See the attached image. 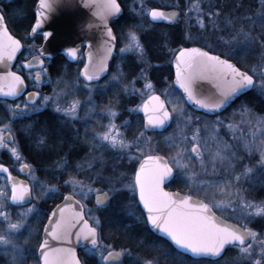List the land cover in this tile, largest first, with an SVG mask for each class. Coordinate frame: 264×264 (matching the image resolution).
<instances>
[{"label": "snow or ice", "instance_id": "1", "mask_svg": "<svg viewBox=\"0 0 264 264\" xmlns=\"http://www.w3.org/2000/svg\"><path fill=\"white\" fill-rule=\"evenodd\" d=\"M68 2L69 0H38L31 32L39 31L43 40L48 43L56 40L58 34L49 21L61 5ZM84 2L95 9V17L99 18L94 23L87 24V27L103 25V42L93 49V41L88 40V62L83 65L82 72L74 81L58 79L51 95L40 91L28 92L26 101L8 105L10 117L6 118V123L0 124V147H7L19 157L18 148L13 147L14 120L25 118L26 113L35 112L43 104H51L69 122L77 119L85 120L86 123L95 122L99 117V129L94 127L92 130L93 149L99 147L119 150L134 163L133 170L127 174L121 173L123 180H113L101 170H94L91 177L84 179L79 175H70L62 183L71 190L61 193V202L44 215L47 222L35 228L37 233L42 232L43 235L33 252L28 238L33 229L30 218L41 211L37 202L59 193L60 185L40 180L32 167L25 164L20 167L27 168L34 183L18 180L13 177L7 164L0 163V171L6 174L5 185L0 186V246H3L0 250L9 254L12 264H25L29 255H34V264H86L74 246L83 241L86 253L99 256V264H123L122 258L131 249L117 247L106 241L101 217L89 206L88 200L94 197L97 209L107 207L120 194L121 189L126 188L132 194L130 214L142 217L145 223H150L153 228L163 232L180 250L201 259L219 258L226 246L235 245L238 253L232 264H264V238L257 240L258 236L264 237V233H258L246 223L252 215H264V200H249L243 184L251 178L255 169L251 165H243L241 162L244 155L240 154L241 144L245 153L258 152L260 159L257 164L264 167V114L255 113L251 107L242 105V111L247 113L246 119L228 122L226 125L233 130V139L239 141L232 143L217 135L222 127L220 117L200 123L204 118L195 115L188 106V102H191L192 106L214 114L246 89L259 88L264 92V0H261V8L255 14L247 13L244 16L226 13L218 4L205 5L202 0H191L190 6L184 11L189 19L195 12L201 29L207 31L210 25L214 32L217 29L224 32L222 23L231 29L218 36L227 51L218 53L210 44L204 47L181 46L173 50L175 79L161 90L149 78L146 69H141L139 77L123 83L125 73L122 65L115 73H111L110 80H106L103 85L99 83L102 76L110 72L108 61L113 52L117 51L119 39L109 17L121 13L122 5L120 0ZM139 2L141 7L138 11L144 15V0ZM240 6L242 5H238ZM147 12L153 19L168 21L181 16L179 5L171 11L148 8ZM237 20L242 22L237 25ZM124 39V46L118 49V54L134 52L150 67L151 62L146 59L147 49L135 26L128 29ZM188 39H192L191 34ZM24 47L22 40L9 30L6 13L0 9V63L6 69L0 71V95L5 98V104L8 97L19 98L27 89L25 77L18 71H12L10 67V62L16 59L17 53ZM27 47L36 51L37 55L24 63L29 69L34 65L40 66L41 71L34 74V80L38 84L43 83L47 76L44 66L51 53L44 44ZM256 48L260 50L258 61L248 67V70L234 62V57L241 52H251ZM64 51L75 58L81 54L82 49L69 46ZM81 75L85 79L81 80ZM47 78L50 79V76ZM140 79L144 83L137 87ZM203 82H207L210 87ZM60 83L64 86L59 87ZM81 83L86 85L87 91V97L83 101L76 95V86ZM116 86L129 95L138 94L142 97V102L133 105L132 111L142 109L146 119L139 135L131 139L125 131L128 122L117 123L119 112L111 101L101 107L95 100L94 94L106 92L109 87ZM105 114L107 123L103 122ZM170 121L178 123L179 134H170L165 138L168 154H162L159 142L154 136L148 135V132L166 130ZM241 123L249 127L248 133L241 127ZM204 129H208V137L201 135ZM209 139L214 141L213 145L208 143ZM47 140L48 137L42 133L37 142L46 144ZM95 163L94 155L78 164L77 168L80 171L85 168L93 169ZM58 167L66 168V164L60 163ZM209 167L213 173L223 168L226 175L216 180L202 179ZM177 178L184 179L188 192L168 190L166 182L170 183ZM116 184H120V188ZM15 207H19L16 216L10 210ZM225 210L239 213L245 219V224L241 226L226 222L223 216L218 215V211ZM22 230L28 231V237L24 238V243H19ZM143 264L156 262L154 259H144Z\"/></svg>", "mask_w": 264, "mask_h": 264}, {"label": "trees", "instance_id": "2", "mask_svg": "<svg viewBox=\"0 0 264 264\" xmlns=\"http://www.w3.org/2000/svg\"><path fill=\"white\" fill-rule=\"evenodd\" d=\"M142 26L143 27L136 26V31L141 35L142 41L145 45V48L147 49V55L149 58L148 61L151 62L149 70L148 67H143V69L148 70L150 74L149 78L152 79L157 89L161 90L162 88L164 89L166 86H168L172 81V69L170 63L167 60L168 57L171 56L172 50L180 46L189 45H182L183 43L181 42V39H179V36L181 35L179 23L168 27L161 25H150L146 22H143ZM9 28L14 35L19 36L16 33L15 28L10 24ZM118 37H120L119 33ZM29 41L33 42V40ZM117 44H119V39ZM259 51L260 50L256 48L248 54L241 53L243 54L242 60L245 65L240 64L237 59L234 61L238 62L241 66H244L245 70H248L250 65H254L256 63V58L259 55ZM114 62L115 60L111 64L109 76L111 73H113ZM73 67L74 66L68 68L72 70ZM136 67V62L132 60H128L124 64L123 71L125 73V78L123 83H127V81L131 80L134 75L137 74ZM62 68V66L58 65L56 70H58L60 73ZM109 76L99 83L103 85L104 82L108 80ZM94 96L95 100L101 105V107L108 105L109 101H111L112 106H114L119 112V118L122 121L128 122L127 126L125 127L127 136L140 132L141 126L143 124L141 114L137 112L130 113L132 106L138 104L133 95H129L127 92L123 91L121 87L116 86L109 87L106 92L96 93ZM81 115L83 116V112H81ZM49 119L55 120V118L50 115L49 110H44L37 115H33L28 122L16 128L14 133L15 144L20 153L18 157L19 161L29 164L40 180H46L48 183L60 185V192L56 193L52 198L45 197L39 205L41 209L40 213H38L37 217L33 216L36 222L37 219H40V222H38V227H40L42 223H45V213L49 212L53 207H55L56 204L60 202L62 199L61 193L68 191V186H65L62 182L67 181L70 175H78L76 167L78 164L82 163L81 161L88 154L89 150L88 147H86V144L90 142L89 137L92 134V130L97 126V123L95 124V122L89 121L86 123L85 120L82 119L80 122H75L73 127L71 124V133H74L77 139L74 140L72 138V141L70 142L68 130V136L65 138L63 146L58 150L59 154L57 158H55L52 155V151L50 149V142L53 132L51 127H47V121ZM59 129L61 130V128ZM42 133L48 137L46 144H40L37 142L39 140L40 134ZM71 146L73 149L70 151L69 147ZM124 161V159H120L119 162H111V159L109 158V160L104 162L103 166L101 165L100 169L103 171L105 176L109 175L110 173L113 174V180H123L121 173H130L134 167L133 162ZM55 163H65L66 168H60L59 171L56 172L53 168ZM116 185L120 187V184ZM120 195H122V202L124 197H126V193L122 191L120 192ZM119 203L120 202H118L116 198L112 200L111 205L107 209L101 210L95 207L94 209L97 215L101 217L103 224V234L108 243H112L117 247H125L130 248L131 250H136L133 244H130V242L127 241V235L125 234L127 228H130V226L134 223L132 224V221L123 214L124 212L123 208H121L122 206H119L123 212V217H121V226L117 227L115 224L111 223L112 218L117 217L113 214V211L115 207L119 205ZM88 204L89 206L93 205L91 199L88 200ZM256 220L254 219L252 223L253 225L256 224ZM236 223L240 224L239 222ZM230 250L231 249H228L226 254H228ZM78 255L86 261V264H99L96 256L92 254H85L84 252L80 251Z\"/></svg>", "mask_w": 264, "mask_h": 264}, {"label": "flooded vegetation", "instance_id": "3", "mask_svg": "<svg viewBox=\"0 0 264 264\" xmlns=\"http://www.w3.org/2000/svg\"><path fill=\"white\" fill-rule=\"evenodd\" d=\"M131 1L132 0H120L121 5H122V13L117 19L111 22V25L114 31L117 32V34L118 33L120 34L121 32H127L128 29L130 28V25L137 22L135 17H132L131 15L130 16L127 15L128 14L127 4L130 3ZM37 2L38 0H25V1L0 0V9L4 10L6 13L7 23L12 24L11 26L15 28L16 33L19 35L17 36V38L21 39L22 43L25 45V47L22 48V52L14 64L13 71L20 72V74L25 77V81L27 85L26 91L19 98H13V99L7 98V104L4 103L5 98L0 97V124L6 123L7 122L6 118L10 117V113L8 112V105L13 104V103H21V101H26L28 92L40 91L42 93V89H45L46 87V85H43L41 83L38 84V82L34 80V74L41 68L26 69L24 67V62L26 60H30L32 59L33 56L37 55L36 51L30 50L27 46L33 45L34 47H38L39 45L42 44L41 35L39 34H36L33 36L30 35L31 27L35 19V7H36ZM202 3L205 5L207 4L217 5L218 4L219 6L223 7L226 13L231 12V10L234 8H237L238 5H242V6L246 5L247 13L248 12L256 13L257 10L261 8V0H202ZM149 6L151 8H162L164 10L171 9L169 7H162L156 4H152V3H150ZM141 20L142 22H146L147 24H150V25L167 26L163 24L151 23L149 21V13H147V15L141 16ZM168 27H171V26H168ZM257 31H259V27H257ZM203 34H205V32ZM214 38L215 37L212 36L209 39L210 41H213ZM29 40H33V42H30ZM197 46L204 47L203 45H200V44H197ZM214 48L218 53L221 51H227V48L221 43L218 44V42H216V46H214ZM81 49H82L81 54H83L85 51V48L81 47ZM242 55L243 54L240 53L238 56L234 57V60L236 59L242 60L243 58ZM58 65L62 66L63 68L79 65V69H80L84 65V58L82 55L78 63L70 64L62 56L57 55L51 59H48L44 67L47 68L48 73H53ZM37 84L38 86H34ZM242 105L251 107L255 111V113L264 114V107H263L264 106V95L255 92L253 88L247 93L234 99L225 109L215 114L210 115V114H206L201 111L194 110V109H192V111L195 115L202 116L204 118L202 121H200V123L214 121L216 117H220L221 122H222V127L220 130H218L217 135L224 139H227L229 142L239 143V141L233 139V136H234L233 130L229 129L226 125L228 122H240L246 119L247 113L242 111ZM44 110H48V109H44ZM44 110L36 111L30 115L27 114L25 115V118H16L13 122V128L16 129L19 126L25 124L26 122L29 121V119L33 115H37L40 112H43ZM49 112H50V115H52L53 118H55V121L57 123H61L63 121L66 124V130L68 131L70 129L71 123L69 121H66L64 118L55 115L50 110ZM118 118H119V115H118ZM241 127L244 129L246 133L249 132V127L246 126L245 124L241 123ZM168 130L165 132H161V133L150 132V131L148 132V135L154 136L156 140L159 142V147H160L162 154H168L167 143H166V140L164 139ZM137 135H139V133L131 134L128 136V138L131 139L132 137L137 136ZM201 135L208 137V129H204ZM208 143L210 145H213L214 141L209 139ZM240 154L244 155V159L241 163L243 165H251L255 169L251 178L243 184V187L247 190L246 194L249 200L254 199L258 202L262 201L264 200V167L259 166L257 164V161L260 159V155L258 152L245 153L243 150L242 144L240 145ZM110 159H111V162H119L120 159H124L125 160L124 162H130L127 159V157H125L122 153L117 154V155L113 154V156H111ZM15 160L17 161L19 159L11 158L8 153L7 147H0V163L7 164L9 166L14 178H17L20 180H26V178L22 175L21 170H20L21 163L14 162ZM225 175L226 174L224 173L223 168H219L216 173H213L212 169L209 167L208 173L202 176L201 178L206 179V180H216V179L222 178V176H225ZM5 183H6V175L0 174V186H4ZM165 186L168 188L169 191H172V192H176V191L188 192V185L185 183L184 179H181V178L174 179L170 183L168 182ZM189 194L195 195V193H189ZM10 210L13 213V212L18 211L19 207L11 208ZM223 212L225 211H218V215L225 217ZM13 215L15 216V214ZM30 219H31V224L34 227L35 219L34 217H31ZM225 219H228V218L225 217ZM252 228H254L258 233H264V215L257 216L256 224L255 225L252 224ZM41 236H42V233L41 232L38 233L37 238H36L37 239L36 243H31L32 240L30 239V237H28L30 248L33 252H35L36 245ZM25 237H26V234L25 232L22 231V236L18 242L24 243ZM262 238L264 237L258 236L257 240L259 241ZM236 247L237 246H233L231 248H236ZM80 251L87 254L85 247L77 249L78 253ZM0 264H8L3 255L0 256ZM25 264H34V255H29L25 260Z\"/></svg>", "mask_w": 264, "mask_h": 264}, {"label": "rangeland", "instance_id": "4", "mask_svg": "<svg viewBox=\"0 0 264 264\" xmlns=\"http://www.w3.org/2000/svg\"><path fill=\"white\" fill-rule=\"evenodd\" d=\"M21 1H25V0H21ZM150 3L156 4V5H159L162 7H169V8H173L177 5H179V7L181 9V13H182V16H181V19L179 22L180 29H181V35L179 36V39H181V42L183 43L182 45H184V44H188V45L201 44V45L205 46L206 44H210V45L216 46V42H218V44L221 43L225 46V44L218 39V36L226 34L227 32L231 31V29L228 28L226 26V24H224V23H222V28H224L225 32H221L220 29H217L214 32L210 25L208 26L207 31H205L204 29H201L199 24L196 21L195 12L192 13L191 19H189L188 14L184 11L185 9H187L190 6L191 0H144V9H145L144 15H147V13H148L147 9L151 8L149 6ZM140 7H141V5H140L139 0H132L130 3L127 4V8H128L127 9V13H128L127 15L128 16L131 15L132 17H135L136 21L138 22V23H136V25H135V23L131 24L130 28L134 27V26H135V29H136V26L137 27L138 26L143 27L142 26L143 22L141 20V16H143V15H141V13L138 11V9H140ZM246 10H247L246 5H243L240 8L237 7V8L232 9L231 12H228V13H231V15H233V16H244L245 14H247ZM253 14H255V13H253ZM241 22L242 21L237 20V25H239V23H241ZM245 23H247V22L245 21ZM10 25H12V24H10ZM204 32H205V34H203ZM126 33L127 32H121L120 33L119 44H118L117 51H116V58H115V62H114L113 73H115L117 71L118 67L121 65H122L123 70H124V64L128 60H132V61L136 62V65H137V67H136L137 68V71H136L137 74H135L134 77H139L140 71H141V69H143V67H148V70L150 69L148 64L145 61L141 60L136 55V53H134V52L124 53L123 55L118 54V49L122 48L124 46V43H125L124 36ZM189 34H191V37H192L191 40L188 39ZM212 36H214L215 38L213 39V41H210L209 38H211ZM178 48L179 47H177L175 49H178ZM175 49H173V50H175ZM173 50L171 52V56L168 57V59H167L170 64H171V59L174 56ZM241 53L248 54L249 52H247V53L241 52ZM253 53H256V52H253ZM258 58H259V55L256 58L257 61H258ZM146 59L148 61V59H149L148 55H147ZM237 61L240 64L245 65L243 60L237 59ZM257 61H256V63H257ZM252 65H250V66H252ZM148 70H147V72H148ZM39 71H41V69L38 70L37 72H39ZM78 74H79V67L78 66L73 67L72 70L69 69L68 67L62 68L60 70V73L56 69L54 70L53 73L47 72V76H46L44 82L41 83L43 85H46L45 89H42V94L51 95L54 87L57 86L58 79L62 80V81H74L77 78ZM148 75H150L149 72H148ZM48 76H50V79L47 78ZM110 79H111V75L109 76L108 80H110ZM143 83H144V81L142 79H140L137 83V87H140ZM63 86H64L63 83L59 84V87H63ZM166 87H168V86H166ZM85 89H86V85H84L82 83L80 85L76 86V95H78L82 101L84 99H86V97H87V91ZM254 90L257 93L264 95V92H262L259 88H254ZM161 94L163 95V93H161ZM132 95L135 97V100L138 102V104H140L142 102V97L140 95H138V94H132ZM143 99H146V97H143ZM41 103L43 104L42 101H41ZM44 109H48L52 113H54L55 115L63 118V115L61 113H59L58 111H56V109L51 104H43V106L38 108L36 111H40V110H44ZM140 110L141 109L136 110V111H132V108H131L130 113H134V112L140 113ZM32 113H34V112L26 113V115L27 114L30 115ZM80 120L81 119H77L74 122H70L72 124V127H73V124H75V122H80ZM103 122L107 123V114L104 115ZM120 122H122V120L120 118H118L117 123H120ZM96 123H97V126L95 128L99 129V127H100V118L99 117L96 119L95 124ZM47 127L48 128L51 127V130L53 132L51 142H50V149L52 151V155L55 158H57V156L59 154L58 150L60 149V147L63 146L65 138H67V136H68L67 130H66V124L63 121L61 123H57L55 120L49 119L47 121ZM59 128H61V130ZM71 131H72V129H69V141L70 142L72 141V138L74 140L77 139L76 135H74V133H71ZM174 133L177 135L179 134V125L177 122L172 121V126H171L170 130L167 132V134L165 135L164 139L167 138L170 134H174ZM91 137H92V134L89 137L90 142H88L86 144V147H88V150H89L88 154L85 156V158L81 162L83 163L85 160H88L92 156L95 155L96 156V163L94 164L93 169L85 168V170L80 171L76 167L78 175L81 179H84L85 177H91L94 170H101L100 169L101 165L103 166L104 162L109 160V158L111 156H113V154H116V155L121 154V152L119 150L111 149V148L101 149V148L97 147V148L93 149V146L91 144ZM13 147H17L15 143L13 144ZM72 149H73L72 146L69 147L70 151ZM8 153H9L11 158L18 159L17 155L12 153L10 151V149H8ZM16 162H20L21 164L29 165V164L22 162V161H19V160H17ZM59 164L60 163H55L53 166V168L55 169L56 172H58L60 169V167H58ZM107 176L113 178V174H111V173ZM26 177H27L29 183H34V181L32 180V175L30 172L28 173V175ZM116 187L120 188L117 185H116ZM67 188H68V191L71 190L70 187H67ZM122 191H124L126 193V197H124L122 202H121L122 195L119 194L116 197L117 201L120 203L117 207H115V209L113 211V214L117 217H113L111 223L115 224V226H117V227L121 226V224H122L121 223V217H123L122 213L124 212L123 214L132 221V224L134 223L133 225L130 226V228H127V230L125 231V234L127 235V237H126L127 241L130 242V244H133V246L138 251L137 252L136 250H131L130 253L126 254L122 258L123 264H143L144 259H154L156 264H232L234 258L237 256V253H238L237 247L232 248L226 256H224L222 259H220L218 261L191 260V259L177 253L166 242L156 238L148 230H146V224H145L142 217L137 218V216L130 214L129 209H130V207H132V205L130 204L132 194L126 188L121 189L120 192H122ZM90 199H92V197H90L89 200ZM42 200L37 202L38 205H40ZM115 203H116V201H115ZM119 206H122L121 208H123V212ZM90 207H92L94 209L93 205ZM94 211H95V209H94ZM18 212H19V210L16 212H13V214H15V216H16V214ZM223 214H224V216L231 218L232 220L239 222L242 225L245 224V219L243 217H240L239 213H233L231 210H225V212H223ZM37 215H36V217H37ZM257 216H259V215H252L251 218L246 221L247 225L252 227V223H253L254 219L256 220ZM38 222H40V219H37V222H35L34 227L31 230V232H32V234L30 236V239L32 240L31 243H36V240H37L36 238H37L38 233L35 231V228H38ZM22 231L25 232L26 237H28V231L27 230H22ZM2 248H3V246H0V249H2ZM87 254H91V253H87ZM1 255H3L5 257V260L7 261L8 264H12L11 258L7 252L0 250V256ZM94 256H96V258L99 261V256L98 255H94Z\"/></svg>", "mask_w": 264, "mask_h": 264}, {"label": "water", "instance_id": "5", "mask_svg": "<svg viewBox=\"0 0 264 264\" xmlns=\"http://www.w3.org/2000/svg\"><path fill=\"white\" fill-rule=\"evenodd\" d=\"M38 5V2L36 4V7ZM35 7V9H36ZM172 9H168L165 11H171ZM122 13V12H121ZM121 13L115 15V16H111L109 17L110 23L117 19ZM98 17H95V9L94 8H90L88 7L84 0H69V2L67 4L61 5L60 9L54 14L53 17L50 18L49 23L51 24V26L56 30L58 36L57 39L52 41L51 43L46 42L45 40H43L42 38V44L45 45V47L47 48V50L51 53V56L48 57L47 59H51L57 55L62 56L67 62L69 63H75L78 60V57L80 55H78L77 57L73 58L71 56H69L64 49L66 47L69 46H77L78 48L84 47L85 51L83 53L84 56V64L87 63V56L86 53L89 50L88 49V40H92L93 41V49H95L96 47H98V45L100 43L103 42L104 37L101 34V28L103 27V25H100V27H93V28H88L87 24L89 23H94L95 20H98ZM149 21L151 23H156V24H163V25H167V26H171L176 24V22L178 21V19L176 20H172V21H168V20H163V19H153L151 17V15L149 14ZM34 24V23H33ZM33 26V25H32ZM39 34L41 35V33L38 31L37 33H32L30 31V35H36ZM42 36V35H41ZM188 47H192V46H188ZM22 49L17 53L16 59L19 56V54L21 53ZM116 57V52H113V56L111 59H109L108 63H109V67L111 62L113 61V59ZM15 60L10 62V67L11 70L13 71V66L15 64ZM31 60V59H30ZM28 60V61H30ZM171 66H172V71H173V80L175 79V63H174V58H172L171 61ZM24 67L26 69H29L28 65L24 63ZM35 67H40L38 65H34L32 68ZM83 67L80 70V73L82 72ZM5 66L0 63V71H4ZM108 74L103 75L102 78L100 80H102L103 78H105ZM80 79L83 80L85 78L82 77V75L80 76ZM206 86L210 87V85L207 84V82H203ZM178 87V86H177ZM251 89H246L244 90L242 93L237 94V96H234L232 98V100L226 104L222 109L217 110L215 113L225 109L234 99H236L237 97L247 93L248 91H250ZM0 97H3L2 95H0ZM8 98H15V97H8ZM188 106L194 110L197 111H201L203 113L206 114H212L209 113L208 110L206 109H199L197 107H194L191 105V102H188ZM214 113V114H215ZM141 115L143 117V123L145 122V115L141 109ZM171 124V121L169 122L168 126H166V130L169 128ZM166 130H156L155 132H164ZM153 132V131H150ZM21 173L22 175L26 176L29 171L27 170V168H21ZM0 174H4L6 175L3 171H0ZM17 179V178H16ZM20 180V179H18ZM25 182L28 183L27 180H24ZM10 183V181L8 182ZM168 182H166L167 184ZM61 202V201H60ZM59 202V203H60ZM92 202L93 205L96 207V202H95V198L92 197ZM109 206L105 207V206H101L99 209H106ZM142 208V205L140 206ZM226 222L231 223V224H235L229 220L224 219ZM47 222V221H46ZM148 226V229L150 230L151 233H153L155 236H157L158 238L166 241L167 243H169L172 248L174 250H176L177 252H179L180 254L192 259V260H199L201 258H197L192 256L189 253L184 252L183 250H180L177 246H175L174 244L171 243L170 239L161 231L156 230L155 228H153L150 223H146ZM237 225V224H235ZM43 235V233H42ZM77 249L78 248H83L84 247V242L81 241L79 244L74 245ZM231 246H235V245H231ZM229 246H226V249ZM225 249V251H226ZM225 251L223 253V255L225 254ZM223 255L221 257H223ZM219 257V258H221ZM219 258H204L207 260H217Z\"/></svg>", "mask_w": 264, "mask_h": 264}]
</instances>
